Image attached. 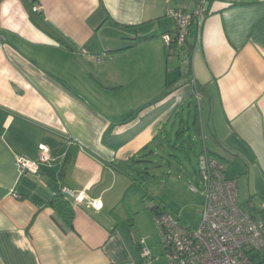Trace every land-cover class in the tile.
<instances>
[{
  "label": "crops",
  "instance_id": "obj_1",
  "mask_svg": "<svg viewBox=\"0 0 264 264\" xmlns=\"http://www.w3.org/2000/svg\"><path fill=\"white\" fill-rule=\"evenodd\" d=\"M197 2L0 0V264H126L118 226L133 220L135 184L126 168L194 96V84L215 141L214 153L197 122L203 150L230 163L239 204L258 206L264 0H210L202 24L193 20L173 46L188 77L169 83L166 66L163 88L141 98L153 76L163 77L161 35L175 29L166 13L191 14ZM18 157L37 171L20 173ZM61 188L82 197L68 198L72 227L48 205Z\"/></svg>",
  "mask_w": 264,
  "mask_h": 264
},
{
  "label": "rangeland",
  "instance_id": "obj_2",
  "mask_svg": "<svg viewBox=\"0 0 264 264\" xmlns=\"http://www.w3.org/2000/svg\"><path fill=\"white\" fill-rule=\"evenodd\" d=\"M165 16L171 18L167 14ZM162 45L166 51L163 41ZM169 52L170 49H167L166 53ZM163 55L160 66L163 77L156 82L153 76L144 85L140 93L142 100L150 97L157 88H163L166 66L169 83L178 79L180 74L183 78L188 77V61L185 63L179 52L172 53L169 57H165L164 52ZM206 119L207 110L203 98L200 94L192 96L165 126L159 138L126 168L136 181L128 196V201L132 199L133 220H124L118 226L122 234L124 256L128 257L126 264L140 263L139 243L150 252L151 260H147L148 264H168L152 209L170 214L181 226L192 229L200 226L205 188L198 172V154L204 149V145L194 122L198 121L206 136L207 148L215 153V141L206 126ZM225 165L228 174L232 167L229 162ZM242 200L244 198L238 196L240 204ZM257 205L258 203L255 206ZM254 214L257 219L260 218L258 213Z\"/></svg>",
  "mask_w": 264,
  "mask_h": 264
},
{
  "label": "built area",
  "instance_id": "obj_3",
  "mask_svg": "<svg viewBox=\"0 0 264 264\" xmlns=\"http://www.w3.org/2000/svg\"><path fill=\"white\" fill-rule=\"evenodd\" d=\"M166 14L173 20L175 29L161 39L166 48H171L186 41L193 20L199 26L202 24L208 14L207 2L198 0L191 14L181 10H169ZM16 164L20 173L37 171V166L23 157H18ZM198 172L205 188L200 226L197 229L181 226L164 212L154 218L168 264H264V198L256 209L252 204L241 206L236 184L226 177L224 164L204 150L198 154ZM60 191L67 198L82 200L80 194L67 188ZM138 245L139 264H148L149 250L141 243Z\"/></svg>",
  "mask_w": 264,
  "mask_h": 264
},
{
  "label": "trees",
  "instance_id": "obj_4",
  "mask_svg": "<svg viewBox=\"0 0 264 264\" xmlns=\"http://www.w3.org/2000/svg\"><path fill=\"white\" fill-rule=\"evenodd\" d=\"M210 0H206L207 2V10H208V3H209ZM172 33V32H171ZM165 34H168V33H164L161 35V37ZM142 40H145V38H138V41H142ZM58 41H61L60 39ZM173 46L171 48H166V51L167 52V49H170V52L169 53H166V56L169 57L170 54L173 53ZM169 51V50H168ZM169 54V55H168ZM194 94L195 95H198V91L196 89V85L194 84ZM197 120H195L194 122V125L196 126L197 125ZM191 141V140H190ZM207 152V151H206ZM209 154V152H207ZM134 182H136L134 180ZM264 198V197H263ZM262 198V199H263ZM48 205L50 208H52L54 210V212L56 213V216L58 218H60L63 222H65L68 226L72 227V221H73V217H74V211H73V207H72V204L70 203V201L68 200L67 197H65L61 191H59L58 193H56L52 199L48 202ZM254 206V205H253ZM246 208V207H244ZM253 208V207H252ZM256 209V207H254ZM152 213H153V216L155 218V216H157L159 213H163V212H157L155 211L154 209H152ZM263 218H264V215H263ZM139 249H140V246H139Z\"/></svg>",
  "mask_w": 264,
  "mask_h": 264
}]
</instances>
